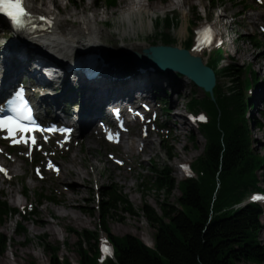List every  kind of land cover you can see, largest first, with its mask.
<instances>
[{"label": "bare ground", "instance_id": "1", "mask_svg": "<svg viewBox=\"0 0 264 264\" xmlns=\"http://www.w3.org/2000/svg\"><path fill=\"white\" fill-rule=\"evenodd\" d=\"M145 1L148 0H120L121 7L111 12L97 10L95 7L93 14L87 18L84 14L93 4L82 10L70 11L67 6L60 4L59 0H45V3L43 1L45 9L32 0H24L27 15L21 19L18 26L13 24L7 14L0 13V26L4 29L0 31V100L4 97L0 101V109L9 108L8 103L13 100L22 103L26 96H30L28 104L35 105L40 119L72 123L77 130L84 132L85 145L89 153L92 149L90 136L94 119L104 118L110 124H113L114 118L121 115L123 119L124 104L138 102L145 97L150 98L153 92L161 91L164 84L173 85L172 82L175 80L171 77L176 76L177 80L182 81L178 86L181 90L186 84H190L203 96L198 97L194 92L193 96L198 104L197 114L193 120L187 119V123L195 126L202 137L201 154L206 151L208 166L211 164L208 162L210 155L207 144L214 143L217 149V156L214 151L216 162L210 170H203L202 174L203 185L208 187V190H205L204 198L199 199L201 212L198 224L202 226L204 232L228 218L238 207L242 195L239 169L235 171L233 178L225 175L226 160L233 158L232 163L238 160L234 156L235 149L230 144H224L233 136L227 127L237 124L238 136L247 145L252 142L251 130L246 131L242 127V122L233 112V108L225 116H220L219 111L215 110L224 91L218 84V75L202 52L198 53L196 50L191 54L201 59L202 56H206L207 59L202 60L213 71V81L208 77L201 82L189 77L183 71L163 72L145 62H149L144 53L148 48L174 47L172 37L186 39L188 35L186 23H183L172 35L153 20L158 12L170 8L178 10L187 21V12L181 8L180 0H171L165 6L156 4L152 8ZM70 3L76 5L72 0ZM46 4H50L51 7H47ZM110 18L114 19L112 24L114 30L108 27L112 26L109 25ZM149 38L153 43L148 41ZM187 38L192 42L197 39L203 41L201 36ZM221 39L226 46L232 41L230 38ZM183 43L184 41H179L177 47L183 48ZM220 51L230 55L233 50L226 47ZM4 63L7 65V70ZM162 72H166L167 75ZM88 74H93V77ZM169 74L172 76L169 77ZM206 81L210 91L205 89ZM175 94L176 91L172 90V95ZM173 96L171 99L169 97L171 107L177 109L178 103ZM206 101L209 104H206ZM77 103L79 110L72 118L70 107ZM173 117L180 118V123H185L182 116L173 114ZM125 121H127L126 126L133 123L129 120ZM141 131L144 133L143 138H139L138 141L130 137L134 135L130 132V127L127 131L118 133L114 141L118 147V150L114 151V156L118 159L117 166L130 168L133 157L140 158V155L152 151V141L145 139L146 130L142 127ZM254 150L255 148L251 147V151ZM80 151L81 148L72 154L65 153V162L57 163L52 171L43 168L53 177V189L58 193L53 202L62 210L57 209V215L69 218L75 224L85 223L76 213L79 211L76 201L82 196L81 186L91 187L92 182L89 177L99 173L97 166L90 159L79 155ZM51 159L55 161L54 157ZM94 159L97 162L103 161L99 157ZM106 162L109 164L111 161L107 159ZM21 167L17 165V160L0 164L2 174L7 176L17 172ZM181 173L184 176L192 175L190 170H182ZM120 175L122 177V174ZM111 176L109 174V177ZM19 205L21 206L22 203ZM44 210V214H50L47 208ZM40 212L35 211L37 231L41 234L52 233L51 224ZM113 230L115 233H126L129 229L115 227ZM145 245L150 246L146 242ZM15 254L19 256V252L16 251ZM0 264H10V262L4 259ZM198 264L202 263L198 262Z\"/></svg>", "mask_w": 264, "mask_h": 264}, {"label": "rangeland", "instance_id": "2", "mask_svg": "<svg viewBox=\"0 0 264 264\" xmlns=\"http://www.w3.org/2000/svg\"><path fill=\"white\" fill-rule=\"evenodd\" d=\"M32 1L36 5L42 6V9H45V6L43 7V1L45 3V0ZM72 1L76 4L75 6L70 3L71 0H59L60 4L67 6L70 11L82 10L86 6H92L93 4L92 10L90 9L84 14L87 18L93 14V9L97 8V10L111 12L118 10L122 5L120 0H116L115 4L111 6L106 5L107 1L104 0ZM170 1L148 0L145 2L152 8L156 4L165 6ZM180 2L181 8L187 12V21L183 19L178 10L170 8L164 10V12H158L153 19L159 27L172 35L183 23H186L188 35L186 39L172 37L174 47H177L181 40L184 41L183 47L188 36H201V33L205 30L209 33L208 37L206 39L201 37L203 40H208L211 33L209 28H205L203 25L205 23L218 24L223 22V19L219 21V18H217L218 14L223 13L226 15V20L231 22L227 30H231L235 37L241 36L235 43L237 53L229 55L224 65L234 64L237 69L236 75L242 81L250 83L252 80L251 72H254L255 77L258 79L257 86L252 85V92L245 91V99L251 98L252 103L255 105L254 108L247 111L246 118L249 121L251 130L252 142L249 148L250 150L251 147L255 148L254 153L264 157V131L251 125L252 121H250L256 119L264 126V120L259 114L260 111L264 110V0H180ZM46 6L50 7V4H46ZM168 18L170 23L167 25L166 21ZM108 21L110 22L109 25H112L114 19L110 18ZM108 27L114 30V25ZM0 28V31L4 30L1 26ZM225 28L226 26L223 27V29ZM148 41L153 43L151 38ZM251 41L259 42L258 44H261V46L255 47ZM225 58L226 53L223 54L220 51L215 58L217 66ZM202 59L206 60L207 58L202 56ZM145 62L149 64L148 61ZM163 74L167 75V73ZM217 74L218 84L226 94L229 93L227 87L231 86L230 78L221 75L219 72ZM92 75L90 74L89 76ZM171 76L169 74V77ZM171 78L175 80V82H172L174 83L173 85L165 86L164 84L163 88L160 89L161 91L153 92L150 98L140 99V103L146 104L149 110L144 116V122H136L133 126L132 124L129 126L130 132L134 133L130 137L137 139V141L139 138H143L144 133L141 131L143 127L147 133L145 139L152 141L153 148L147 154L140 155V158L133 157L130 161V168L122 167L121 165L117 166L118 159L114 156V151L118 150V147L113 142H105L98 135L96 120L100 118L94 119L92 125V135L90 136L92 149L89 153L85 145V133L80 130L76 131L73 128H71V135L66 143L53 141L52 139L47 143H40V146L34 148L32 154L29 153L28 149L0 138V164H8L13 162V160H17V165L22 166L17 172L9 176L0 172V198L5 199L10 207L16 208L20 213V215L11 216L4 225L0 226V233H4L9 239L8 249L0 256V262L5 259L10 264H29L30 262L48 264L49 253L42 248V244L47 243L60 247L58 255L61 259L77 264L78 255L74 249L75 233L77 234L82 230L96 231V242L94 243L99 244L100 248H102L103 244H107L105 243L106 233L103 231L104 228L109 230L111 236H133L138 238L144 245L145 242L148 243L150 246L147 247L152 248L155 229L140 214L139 208L147 206L159 212L158 205L160 203L176 208V199L180 195L178 183L187 178L181 173L180 167L185 165L193 169L197 159L201 157V148L203 146V140L198 133V129L187 123V119L194 118L197 113L189 110L188 102L194 97V92H196L198 97L203 96V94L195 90L190 84H186L184 89L181 90L178 86L182 81L177 80L176 76ZM250 87V85L247 86L248 89ZM172 90L176 91L174 96L172 95ZM172 96L178 103L177 109L173 106L171 107L169 97L171 99ZM78 109V103L71 105L70 113L74 115ZM173 114L182 116L185 123H180L179 120L181 119L173 117ZM165 146H167V149ZM80 148L79 155L90 159L97 166L99 173L89 177L92 182L91 187L81 186L79 183V186L82 187V196L76 201L79 207V211L76 213L79 214L81 220L85 223L75 224L69 218L57 215V209L62 210L53 202V199L57 198L58 193L53 189V177L49 175V172L44 171L43 168H48L50 171L54 170L57 163L65 162V153L70 152L69 154H72ZM51 157H54V162ZM98 157L102 158L103 161L97 162L94 158ZM107 159L111 161L109 164L106 162ZM150 168L168 170L172 186L167 193L159 189H153L150 186L148 183L151 176L150 172L153 173ZM109 174L112 176L109 177ZM120 174H122V177ZM193 176H196L195 173ZM256 176L258 186L262 190L260 193L262 197L253 196L251 199L257 201L256 204L260 206L263 212L260 217L262 228L258 238L261 243H264V166L256 172ZM103 191H111L118 196H126L130 212L125 211L123 206L117 205L106 217H103L97 209V204L101 201ZM8 192L10 193L7 194ZM249 199L250 195H247L244 200L242 198L239 201V204L242 203L244 205L249 202ZM21 203L22 205L20 206L19 204ZM44 208H47L50 216L46 213L44 214ZM35 211H41L40 214L44 215L49 221L52 226V233L41 234L37 231ZM18 224L24 227V232L20 231ZM115 227H128L129 230L126 233H115L113 230ZM69 228L73 230L72 233L68 230ZM16 251L19 252L18 257L15 254ZM102 257L108 258L111 255H102ZM240 264L250 263L241 262Z\"/></svg>", "mask_w": 264, "mask_h": 264}, {"label": "trees", "instance_id": "3", "mask_svg": "<svg viewBox=\"0 0 264 264\" xmlns=\"http://www.w3.org/2000/svg\"><path fill=\"white\" fill-rule=\"evenodd\" d=\"M105 1H107L106 5L111 6L115 4L116 0ZM169 23L168 18L166 24ZM240 37L237 36V38ZM251 43L255 47L261 46L258 44L259 42L251 41ZM209 64L215 66V55L210 58ZM235 68L236 66L232 64L220 72L221 75L230 78L231 86L227 87L229 93L221 94L215 110L219 111L220 116H225L233 108V112L239 116V121L242 122V127L247 131L250 127L245 114H247L249 102L245 101L243 91L248 85L257 86L258 79L255 77V73L251 72L252 80L250 83L242 81L236 75ZM205 103L209 104L207 101ZM187 105L189 110L197 112L198 104L194 97ZM259 114L264 120V110L260 111ZM250 121H252L251 125L264 131V126L258 120L252 119ZM227 128L233 136L224 144H230L235 149L234 156L238 160L236 163H232L233 158L225 159V175L233 178L235 171L239 169L242 184L240 200L242 198L244 200L247 195L262 191L258 186L256 172L264 166V157L255 154L250 150V144L247 145L240 139L237 124ZM207 145V151L210 155L208 162L211 166H208L205 151L197 159L193 166L194 170L192 169L197 177L185 178L178 183L180 195L176 199V208L166 206L163 203L158 205L159 212L147 206L139 208L140 214L155 229L152 248L145 246L133 236H111L109 230L104 228L103 231L112 247L113 255L100 263L98 245L94 243L96 242V231L82 230L77 234L75 233L74 249L78 255L77 264H198V262L202 264H240L241 262L264 264V243H261L258 238L262 228L260 217L263 212L256 203L238 206L228 218L204 232L202 226L198 224L199 213L201 212L199 199L200 197L204 198L205 190H208V187L203 185V170H210L213 163L216 162L215 152L217 156L215 144ZM165 148L167 149V146ZM150 170L153 171V173L150 172L151 176L148 182L150 186L167 193L172 186L168 170L164 168L161 170L150 168ZM102 195L101 201L97 204V209L103 217H106L117 205L123 206L125 211L130 212L126 196H118L111 191H103ZM16 215H20L19 211L10 207L5 199L0 198V226L4 225L8 218ZM18 228L22 232L25 231L20 224H18ZM68 230L71 233L73 231L71 228ZM8 246V237L4 233H0V256L7 251ZM42 248L49 253L48 264H72L59 257V246L46 243L42 244ZM29 264L35 263L30 262Z\"/></svg>", "mask_w": 264, "mask_h": 264}, {"label": "water", "instance_id": "4", "mask_svg": "<svg viewBox=\"0 0 264 264\" xmlns=\"http://www.w3.org/2000/svg\"><path fill=\"white\" fill-rule=\"evenodd\" d=\"M199 44L200 41L192 42L187 39L183 48H148L144 53L149 60V64L158 70L170 73L183 71L189 77L196 78L201 82H204L208 77H211L213 81V71L209 69L199 56L191 54L194 53V48ZM206 83L207 81L205 82V89L210 91V87H207Z\"/></svg>", "mask_w": 264, "mask_h": 264}, {"label": "snow or ice", "instance_id": "5", "mask_svg": "<svg viewBox=\"0 0 264 264\" xmlns=\"http://www.w3.org/2000/svg\"><path fill=\"white\" fill-rule=\"evenodd\" d=\"M0 13H5L12 20L14 25H19L21 23V19L27 15L24 9V0H0ZM209 35L208 31L205 30L201 33L203 38H207ZM22 106V105H21ZM18 111V110H17ZM22 118V117H21ZM203 119V117H200ZM7 128L9 131V135L13 136L15 132H25L32 131V129L26 128L21 123H19L18 119H13L12 117L0 118V129ZM25 142L28 141L21 137V140H14V142ZM35 141L32 140V143ZM104 253H109V249L104 247L102 248Z\"/></svg>", "mask_w": 264, "mask_h": 264}]
</instances>
